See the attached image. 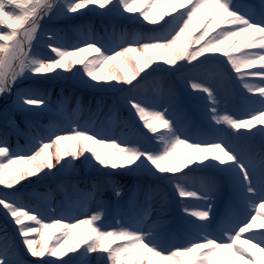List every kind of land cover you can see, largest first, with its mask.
Wrapping results in <instances>:
<instances>
[{
    "label": "snow or ice",
    "instance_id": "1",
    "mask_svg": "<svg viewBox=\"0 0 264 264\" xmlns=\"http://www.w3.org/2000/svg\"><path fill=\"white\" fill-rule=\"evenodd\" d=\"M0 218V264H264V0H0Z\"/></svg>",
    "mask_w": 264,
    "mask_h": 264
},
{
    "label": "rangeland",
    "instance_id": "2",
    "mask_svg": "<svg viewBox=\"0 0 264 264\" xmlns=\"http://www.w3.org/2000/svg\"><path fill=\"white\" fill-rule=\"evenodd\" d=\"M92 20H93V23L95 24V27H96V29L97 30H99V28L101 29V32L103 33V29L101 28V21L98 19V18H96V17H93L92 18ZM99 25V26H98ZM101 33V34H102ZM73 36H74V34H73ZM88 55H91V54H88ZM216 70L215 69H208L207 71H206V75L207 74H209V73H213V72H215ZM59 89H57V91H58ZM68 92V90H66V93ZM70 103H72L73 104V106H74V99L73 100H71L70 101ZM126 113H123L122 114V118H126ZM22 144V143H21ZM63 195V193L61 192V191H59V192H57L56 194H54V195H52L53 197H57V198H59V197H61ZM0 219H2V218H0ZM113 246H115V243L113 244ZM262 255H264V254H261V253H259V252H257V257L259 258V257H261Z\"/></svg>",
    "mask_w": 264,
    "mask_h": 264
},
{
    "label": "trees",
    "instance_id": "3",
    "mask_svg": "<svg viewBox=\"0 0 264 264\" xmlns=\"http://www.w3.org/2000/svg\"><path fill=\"white\" fill-rule=\"evenodd\" d=\"M49 190L46 189V192H48Z\"/></svg>",
    "mask_w": 264,
    "mask_h": 264
}]
</instances>
